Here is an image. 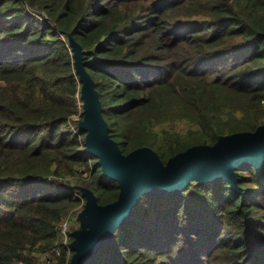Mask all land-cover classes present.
Listing matches in <instances>:
<instances>
[{"label":"trees","instance_id":"1","mask_svg":"<svg viewBox=\"0 0 264 264\" xmlns=\"http://www.w3.org/2000/svg\"><path fill=\"white\" fill-rule=\"evenodd\" d=\"M69 35L123 153L149 146L166 162L264 123V0H0V264H70L75 176L100 204L119 194L80 150ZM236 172L239 190L193 179L142 195L91 264H264V162Z\"/></svg>","mask_w":264,"mask_h":264},{"label":"water","instance_id":"2","mask_svg":"<svg viewBox=\"0 0 264 264\" xmlns=\"http://www.w3.org/2000/svg\"><path fill=\"white\" fill-rule=\"evenodd\" d=\"M75 71L81 82L85 150L96 156L105 175L117 181L116 200L100 204L89 185L78 186L85 203L77 218L81 226L71 232L74 249L70 264H91L101 246L111 244L114 232L133 214L142 195H171L193 179L199 182L227 180L239 190L236 169L243 164L257 168L264 162V123L254 130L219 135L213 144H195L169 157L164 163L159 153L141 146L123 153L108 130L95 81L83 60V50L72 35Z\"/></svg>","mask_w":264,"mask_h":264},{"label":"rangeland","instance_id":"3","mask_svg":"<svg viewBox=\"0 0 264 264\" xmlns=\"http://www.w3.org/2000/svg\"><path fill=\"white\" fill-rule=\"evenodd\" d=\"M79 103L82 105V102L79 101ZM83 108V107H82ZM83 112V110L81 111ZM74 120H76V122H79V115H77L76 117H74ZM84 133V132H82ZM213 144V143H211ZM83 153V152H82ZM85 155V154H83ZM96 158H91L90 159V164L91 166H94L97 162H96ZM165 163V162H164ZM84 167H81V169H79V171L81 172ZM58 179V178H57ZM74 183H76L75 185V188L73 189L75 194L78 193L80 194V190L78 189V186L80 185H83V186H86V185H89L90 186V181L88 180V173L87 172H83V174H80L78 176H75L74 178ZM75 179H79L78 182L75 181ZM59 180H62V181H66L67 179L66 178H63L60 177ZM195 180V179H194ZM193 181V180H192ZM85 203V202H84ZM83 209L82 207V204L77 206L76 208H74L65 218H64V221H67L68 222V226H69V232H72L73 230L79 228L81 226L77 216L79 214V212ZM63 239V237H62ZM69 239V238H68ZM68 243H71L70 240H68Z\"/></svg>","mask_w":264,"mask_h":264},{"label":"built area","instance_id":"4","mask_svg":"<svg viewBox=\"0 0 264 264\" xmlns=\"http://www.w3.org/2000/svg\"><path fill=\"white\" fill-rule=\"evenodd\" d=\"M80 150L82 151H86L85 150V147H81ZM76 195L80 198H83V195L80 191V194L76 193ZM85 200V199H84ZM61 235L63 237V242L65 245H67L68 247V254H69V243H68V240L70 239V235H69V226H68V222L67 221H63L62 224H61ZM69 238V239H68ZM60 254V249H56V255L58 256Z\"/></svg>","mask_w":264,"mask_h":264}]
</instances>
